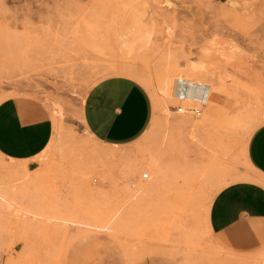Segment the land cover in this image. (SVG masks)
Instances as JSON below:
<instances>
[{"label":"rangeland","instance_id":"obj_1","mask_svg":"<svg viewBox=\"0 0 264 264\" xmlns=\"http://www.w3.org/2000/svg\"><path fill=\"white\" fill-rule=\"evenodd\" d=\"M233 3L0 0V102L35 100L54 122L33 162L0 154V188L14 186L0 198V264H264V237L234 244L210 226L216 193L254 179L244 146L264 122V0ZM191 64L203 104L164 92ZM114 75L144 84L154 102L148 130L122 146L82 120L89 90ZM152 161L169 177L134 198Z\"/></svg>","mask_w":264,"mask_h":264},{"label":"crops","instance_id":"obj_2","mask_svg":"<svg viewBox=\"0 0 264 264\" xmlns=\"http://www.w3.org/2000/svg\"><path fill=\"white\" fill-rule=\"evenodd\" d=\"M202 97L207 100L204 92ZM153 115L154 102L147 87L130 76L114 75L89 90L82 120L96 139L122 146L143 136ZM53 133L54 122L37 101L11 96L0 102V154L4 157L33 162L48 146ZM246 156L251 165L248 173L254 179L228 183L216 193L210 208L213 233L227 242L245 245L246 237H264V229L238 227L249 221L264 222V122L249 136Z\"/></svg>","mask_w":264,"mask_h":264},{"label":"bare ground","instance_id":"obj_3","mask_svg":"<svg viewBox=\"0 0 264 264\" xmlns=\"http://www.w3.org/2000/svg\"><path fill=\"white\" fill-rule=\"evenodd\" d=\"M227 2L232 3V4L235 3V2L233 3V0H227ZM194 71H196V66L194 64H191L187 69H184V70H182V72H178L177 74H175L176 76L174 75V76H169L168 78H166V81H165V83L163 85V86H165V89H164L165 94L169 98H173V99L179 100L180 102H182L184 104H187V105L190 104V103H193V102H199V103H202V104L204 102H206L207 100L205 98H203V97H202L203 99L200 98L201 97V92L198 91V90L196 91V89H195L196 88V84L198 83V81H196V79H198V78L194 74ZM196 93H197V95L194 96ZM166 111L168 112V108L166 109ZM199 115H201V113ZM213 116H214V113H209L206 117H204V121L202 119V123L205 124L206 122H209L213 118ZM187 126H189V127H191V126L198 127L200 125L198 123H191L190 125H187ZM244 155H245L244 159L246 160L247 164L251 168V165H250V163L248 162V160L246 158L247 157L246 156V145L244 146ZM150 161H149V164H150ZM177 163H178V161H177ZM147 165H148V163H147ZM134 166L135 165L133 164V166H130V167H134ZM214 166H215V163H214ZM219 166H220L219 168L221 169V165H219ZM169 167H171V165ZM147 168H148V166H147ZM176 169H178V167ZM133 170H134L133 168H130L129 172H132ZM149 171H150V176L151 177L148 180H146L145 182L140 183L131 192L132 195L135 196L134 198H136V197L137 198L146 197V196H149L151 193L160 190L164 186V184L166 182V179L169 177V176H167L168 170H167L166 166H164V164L161 161H152L151 162V166L149 168ZM175 172L178 174L177 171H175ZM175 172L173 173L174 175L176 174ZM144 174H146L145 175L146 177H149L148 173H144L143 172L142 175H144ZM177 174H176V176H177L176 178L179 177ZM26 178H27V176H26ZM175 179H174V181H175ZM139 182H141V181H139ZM179 185L180 184H178V187L175 186V188H179ZM13 187L14 186H12V187H10L8 189H1L0 188V198H2V197L3 198H8L9 194L11 192H14L13 191V189H14ZM181 187H183V186H181ZM208 215H209V213H208ZM207 220H208V218H207Z\"/></svg>","mask_w":264,"mask_h":264},{"label":"built area","instance_id":"obj_4","mask_svg":"<svg viewBox=\"0 0 264 264\" xmlns=\"http://www.w3.org/2000/svg\"><path fill=\"white\" fill-rule=\"evenodd\" d=\"M178 111L182 112V111H184V108L181 107V106H179V107H178ZM191 112H193L194 114L199 115V114L201 113V108H193V109L191 110ZM145 177H146V176H145Z\"/></svg>","mask_w":264,"mask_h":264}]
</instances>
